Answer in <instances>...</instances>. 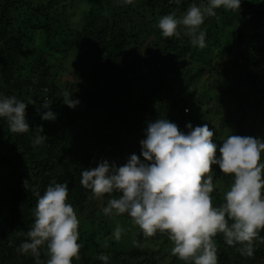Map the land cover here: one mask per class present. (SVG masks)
Segmentation results:
<instances>
[{"label":"trees","instance_id":"1","mask_svg":"<svg viewBox=\"0 0 264 264\" xmlns=\"http://www.w3.org/2000/svg\"><path fill=\"white\" fill-rule=\"evenodd\" d=\"M73 1L87 6L82 25L76 27L66 17L71 6L60 5L65 0H0V95L15 96L28 104L26 120L30 127L27 133L15 134L6 121L0 120V264H36V258L20 254L17 248L34 222V190L43 195L53 182L68 184V202L80 221L79 239L87 234L81 229L84 223L115 218L103 214L105 201L91 199L90 191L81 186L82 170L95 168L103 160L111 164L121 157L140 156L144 133L137 140H132L131 133L145 128L148 122L173 120L185 134L189 123L193 128L203 126L197 123L207 116L202 109L209 103L203 95L199 99L191 87L204 73L241 113L233 120V135L244 137L247 131L256 135L257 122L264 134V0H241L240 10L218 9L225 25L231 27L228 46L218 36L219 18L206 17L201 26L206 32L204 49L193 47L183 28L179 29V38H164L157 27L164 15L181 17L190 5H199L201 0H181L179 5L170 0H133L131 4L120 0ZM38 32L45 35L49 54L57 58L41 56L38 48L29 52ZM70 55L79 56L85 69L74 74L83 78L81 83L76 80L67 86L60 82V75ZM238 58H242L241 63ZM223 62L224 70L217 72ZM196 68L198 71H194ZM227 76L232 77L229 84L225 83ZM247 81L259 95L250 124L247 102L239 92L247 89ZM65 90L79 101L74 109L63 104ZM182 91L191 92L182 98ZM44 102L52 107L57 117L54 122L41 120L38 108ZM208 125L214 132L219 157L222 142L217 135L222 134L216 124L209 121ZM39 126H43L42 134L48 140L34 146L33 130ZM212 171L215 192L222 187L225 191L232 183L231 176L222 174L218 166H212ZM222 202L223 198H217L213 204ZM260 236L264 237V230ZM165 237L163 248L151 252L138 249L126 254L112 250L111 242L109 250L99 248L93 257L83 245L80 259H73V264H103L97 259L101 253L109 256V264H131L129 259L143 255L144 261L139 264H159L162 260L168 261L166 264H186L171 254L173 243ZM144 240L140 235L138 245ZM215 243L218 264L264 262V242L254 241L252 257L242 256L240 245H226L222 234L215 237ZM39 259L46 264V247L41 248Z\"/></svg>","mask_w":264,"mask_h":264},{"label":"clouds","instance_id":"2","mask_svg":"<svg viewBox=\"0 0 264 264\" xmlns=\"http://www.w3.org/2000/svg\"><path fill=\"white\" fill-rule=\"evenodd\" d=\"M120 2L131 4L133 0ZM170 2L179 5L181 0ZM240 7L241 0H201L199 5H190L182 17L164 15L157 27L164 38H179L183 28L192 46L204 49L206 32L201 26L206 17H215L218 9ZM62 95L63 104L70 109L79 104L67 90ZM27 107L15 96L0 95V120L6 121L11 133L30 131ZM51 108L48 102L38 108L42 121L57 119ZM186 128L185 134L166 118L148 122L140 156L132 154L119 167L103 160L95 168L83 169L81 186L90 191L91 199L109 194L102 209L105 216L126 214L146 238L167 235L173 243L171 254L186 264H218L215 237L220 234L226 245H240V254L252 257L254 241L264 242L260 236L264 230V139L231 134L222 141L217 157L214 132L207 123L195 128L189 123ZM33 131L34 146L48 140L42 134L43 126ZM212 166L232 178L223 202L215 206ZM34 195V222L17 252L30 254L36 264H42L40 250L46 247V264H73V259H80L82 245L78 243L80 221L68 202V184L53 182L43 195L35 190ZM122 231L117 224L112 238L119 241ZM97 259L109 264L108 255L101 253Z\"/></svg>","mask_w":264,"mask_h":264},{"label":"rangeland","instance_id":"3","mask_svg":"<svg viewBox=\"0 0 264 264\" xmlns=\"http://www.w3.org/2000/svg\"><path fill=\"white\" fill-rule=\"evenodd\" d=\"M76 1L71 2V0H65V2H61L60 5L61 6H71V8H69L66 12V17L68 19V21L70 22V24L74 27L76 26H80L82 25V18L84 16V14L87 12V6L85 4H77L75 3ZM217 11V15L215 16L216 18H219L218 22L219 23V31H218V36L221 39L222 43L225 46H228L230 43V34H231V27H227L225 25L224 22V16H221L222 11L220 10H216ZM183 16V15H182ZM181 16V17H182ZM119 26H122L121 24H119ZM45 35L43 33H37L36 36V42L29 45V49H30V53L33 52L35 49H39L40 50V55H44L45 57H50V60H53V57L57 58L58 56L55 55L53 56V54H49L48 50L45 48ZM51 55V56H50ZM241 59L242 58H238V62L241 63ZM224 66L225 63L223 62L222 64H220V66L217 67L216 71L217 72H221L224 70ZM66 70L60 75V82L63 85H67L70 86L73 83L76 82V80L79 81V83H81V80H83V78H75L74 74H79V71H82L85 69V63H81L80 61V57L76 55H70L69 59H67V64L65 66ZM87 67V66H86ZM194 71H198V68H196ZM215 78H218L215 74H214ZM228 77V76H227ZM226 77L223 78V80H225ZM232 77H228L226 80V84H229V80ZM208 76L207 74H202L201 76L198 77V81L196 84H193L191 89L193 91H196L199 96V99H202L203 97L205 98V101L209 103V105H206V107H204L202 109L203 113L208 112V114H206L207 116L199 119V122L197 124H205V123H209V121L212 124H216L217 129H218V133L222 134V135H217V138L219 139V142H222L225 138H227L229 135H233V127H235L234 124V119H238V117H240L241 113L239 112V110L237 109L236 105L234 104V102L232 101V99L230 100L229 98L225 97V96H221L219 93V89L218 88H214V85L212 84V80H208ZM245 84H247V89L244 88V90H239V92L243 95V100L245 102H247V109L246 111L250 112L249 115H251V117H248V124H250L252 121L253 116V110H254V105H256V99L259 97V95L257 94L256 89L253 87V85H251L250 81H247ZM235 85H232V87L234 88ZM191 90V91H192ZM191 91H182V98L190 95L189 93ZM84 92V91H83ZM203 95V97H201ZM218 97V98H217ZM219 100V101H218ZM227 103V104H226ZM189 113H192L191 108H189ZM262 110H264V107L262 108ZM185 113V112H184ZM168 120V119H167ZM171 123H174L173 120H168ZM154 122V121H153ZM175 124V123H174ZM257 122L256 125L258 126V128H256L255 133L252 134L251 132L247 131L245 134L246 136H250L253 138H260V139H264V134L262 133V131L259 130L260 124ZM147 126H145V128L141 127L139 128L137 131H134L131 133L132 135V140H137L139 139L143 133L145 132ZM144 131V132H143ZM127 157H121V159L117 160L116 164L117 166H123L125 161H127ZM220 191L218 193L214 192L212 193V197H213V201H216V199H220L222 200L223 196L222 194L224 191V187L219 188ZM220 193V194H219ZM110 199L109 197H106V195L102 198V199H95V200H103L105 201L107 204V200ZM105 206V205H104ZM99 218V216H98ZM6 219V215H4L2 217V221ZM102 220L104 222H102ZM97 222V221H96ZM84 223L81 229H83V231L87 230V234L84 235V237L80 236L81 241H79L82 244V247H84L83 245H85L86 247L89 248V253L90 256H93L95 254H97V252L99 253V248L101 251L104 250H109L110 249V243L113 242L114 246L112 247V250L115 251H123L126 254H130V253H134L135 251H137L138 249L140 251H146V252H151L153 249L154 250H158L161 246V248H163V243L165 242V235H161V234H157L154 237H144L141 230L138 228V226L134 225L131 218L128 217L126 214L121 215L119 217H115V218H99V223ZM117 224H119V226L122 228V235H121V239L119 241H116L112 238V234L117 226ZM94 233V237L92 238V234ZM143 236L144 237V244H139L138 245V237L139 236ZM92 239L93 243H92ZM107 242V247H105V243ZM98 246V251L96 250V247ZM165 248V246H164ZM82 249V248H81ZM80 249V251H81ZM129 252V253H128ZM96 256V255H95ZM129 261L131 262V264H139L142 263L144 261V255L138 258H133V260L129 259ZM168 261H160L159 264H166ZM264 264V262L262 263Z\"/></svg>","mask_w":264,"mask_h":264},{"label":"built area","instance_id":"4","mask_svg":"<svg viewBox=\"0 0 264 264\" xmlns=\"http://www.w3.org/2000/svg\"><path fill=\"white\" fill-rule=\"evenodd\" d=\"M186 110V109H185ZM185 112H187V111H185Z\"/></svg>","mask_w":264,"mask_h":264}]
</instances>
